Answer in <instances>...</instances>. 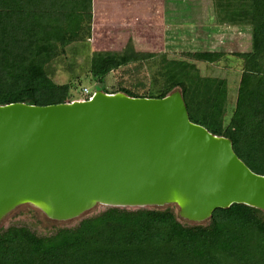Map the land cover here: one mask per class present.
<instances>
[{"label": "trees", "instance_id": "obj_1", "mask_svg": "<svg viewBox=\"0 0 264 264\" xmlns=\"http://www.w3.org/2000/svg\"><path fill=\"white\" fill-rule=\"evenodd\" d=\"M148 1H164L170 11L186 2L185 25L190 28L177 19L168 20L170 32L175 38L179 35L180 41L185 36L180 33L193 25L202 24L207 31L209 22L217 28H249L250 50L235 55L240 69L233 100L226 79L203 76L195 66L196 62L218 66L224 53L218 57L200 52H91L87 65L78 69L104 84L123 65L146 66L151 72L147 95L118 85L103 90L161 99L179 87L189 120L229 139L245 166L264 176V0ZM204 2H208L210 18L191 21ZM92 21L93 0H0V105L42 107L72 102L80 75L57 84L49 68L68 53L78 57L67 49L91 40ZM175 54L180 59L168 57ZM0 264H264V215L233 204L214 210L207 224L192 226L177 221L171 208H109L47 236L25 226H10L0 230Z\"/></svg>", "mask_w": 264, "mask_h": 264}, {"label": "water", "instance_id": "obj_2", "mask_svg": "<svg viewBox=\"0 0 264 264\" xmlns=\"http://www.w3.org/2000/svg\"><path fill=\"white\" fill-rule=\"evenodd\" d=\"M233 204L264 215V176L189 120L179 87L154 99L100 84L90 100L0 105V229L25 205L62 225L103 207L171 208L197 226Z\"/></svg>", "mask_w": 264, "mask_h": 264}, {"label": "rangeland", "instance_id": "obj_3", "mask_svg": "<svg viewBox=\"0 0 264 264\" xmlns=\"http://www.w3.org/2000/svg\"><path fill=\"white\" fill-rule=\"evenodd\" d=\"M150 2L151 1L148 0H93L94 24H92V26L94 29L91 40L89 42H82L79 44L76 43L67 49L68 52H77L78 57L76 59L68 53L66 59H60L49 68L51 77L57 84L69 83L73 79V75H80L79 82L81 83L77 84V88L75 90H72L74 95L73 101L86 100L87 94L92 95L94 88L100 85L96 83L89 74L81 73V70L78 69L81 65H87L88 57L91 55V52L109 51L112 53H132L139 49V45L142 46L140 48H142L145 52L159 50L161 52V48H159V45L162 44L160 39L162 36V34H160V29L159 31H156V28L153 27V32L142 28L144 23L148 26L154 25L153 17H156L154 12H157V10L155 7L150 5ZM165 2L171 3L173 1ZM189 4L198 3L190 2ZM187 8H189V6H187L186 2L182 5L179 4L178 6H175L174 10L176 12L181 10V13L177 14L176 12H172L174 11L173 9L170 11V6L166 7V21L171 23L173 19H177L182 22L184 27L188 28L189 26L185 25L187 24L185 16L188 11H183ZM197 8L199 9L200 14L193 15L191 21L200 23L202 17L207 15L208 19L210 18L208 13V2L202 3ZM132 19L134 20V25L139 24L137 34H132L134 35L133 40L131 39L130 30L128 29V27H131L130 21ZM201 25H193L192 28L196 29V31H200L202 29ZM206 27L208 32L215 29L212 22H209ZM216 30H218L217 32L215 31L216 34H214V32L209 34L212 31L208 34H204L210 39L205 45H198L197 43H189L188 45L181 44L182 47L175 49L170 48V51L178 53H214L218 57H221L222 53H224V57L221 62L217 63L218 66L213 68L211 66L208 67V65L203 62H196L195 66L198 70H200V73L203 76L226 79L229 86V99L233 100L239 80L238 70L240 69V62L235 55L250 50L251 33L249 28H230L228 26L217 28ZM173 38H175V36H173ZM177 39L179 38L177 37ZM184 40L185 39H182L181 42L186 43V41H191L190 39ZM87 45L89 46V50ZM168 57L170 59H180V57L176 54L169 55ZM150 75L151 72L148 71L146 66H142L139 63L123 65L116 72H114V75L109 76L102 85L103 88L108 91L111 89V86L115 89L118 85V87L130 90L137 95L145 96L150 92ZM86 91L88 92L87 94H85ZM104 209L105 208L103 207L96 208L89 214V217L99 215ZM78 223L71 222L70 224L62 225L49 221L38 210L25 205L12 212L2 224L1 229L10 226H25L37 235L47 236L52 234L58 228L74 227Z\"/></svg>", "mask_w": 264, "mask_h": 264}, {"label": "crops", "instance_id": "obj_4", "mask_svg": "<svg viewBox=\"0 0 264 264\" xmlns=\"http://www.w3.org/2000/svg\"><path fill=\"white\" fill-rule=\"evenodd\" d=\"M151 6L155 7V9L157 10V12L154 14L156 15V17H153V20H154V25L153 26H148V25H145V23L143 24L142 28H144V30H150V31H153V27L156 28V31H159L160 29V34H162L161 36V42L162 44L159 45V48H161V52L163 53H178V52H174V51H170V48L172 49H175V48H178V47H182L181 44H189V43H197L198 45H205L206 42L208 40H210L208 37H206L204 34H208V31L201 29L200 31H196V29L192 28L191 30H189L188 32L185 31V33L181 32L180 34H183L185 36H183V38L185 40H188L190 39L191 41H186V43L184 42H181L179 41V39L177 38H171L172 36H175V34H173V32L171 33L170 32V27H171V23L170 22H167L166 21V18H165V15H166V10H165V5H164V2L162 3H158V2H154L152 4H150ZM131 23V27H128V29L130 30V34H131V39L133 40L134 38V35H132L133 33L134 34H137V28H138V25L139 24H135L134 25V20L132 19L130 21ZM92 24H94V22L92 21ZM106 28V27H105ZM104 28V30H105ZM93 26H92V34H93ZM103 29V28H102ZM172 29V27H171ZM215 29H217V27H215ZM218 30H216L217 32ZM103 32V31H102ZM154 32V31H153ZM216 32L214 31V34H216ZM188 34V35H186ZM190 34H193V35H190ZM129 38V39H130ZM179 38V36H178ZM130 39V40H131ZM200 41H199V40ZM184 40V41H185ZM136 44H137V41H136ZM142 46L139 45V49L137 51L139 52H145L143 51L142 48H140ZM156 47V46H155ZM147 52H155V53H160V50L159 51H147ZM180 53V52H179Z\"/></svg>", "mask_w": 264, "mask_h": 264}, {"label": "built area", "instance_id": "obj_5", "mask_svg": "<svg viewBox=\"0 0 264 264\" xmlns=\"http://www.w3.org/2000/svg\"><path fill=\"white\" fill-rule=\"evenodd\" d=\"M87 93H88V92L86 91L85 94H87ZM91 97H92V95L87 94V98H86V100H90Z\"/></svg>", "mask_w": 264, "mask_h": 264}]
</instances>
